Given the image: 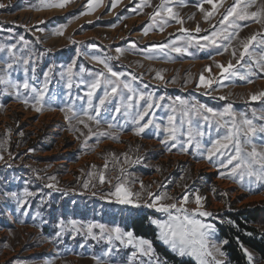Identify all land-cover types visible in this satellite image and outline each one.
I'll return each instance as SVG.
<instances>
[{
    "label": "rangeland",
    "instance_id": "1",
    "mask_svg": "<svg viewBox=\"0 0 264 264\" xmlns=\"http://www.w3.org/2000/svg\"><path fill=\"white\" fill-rule=\"evenodd\" d=\"M123 1L112 8L114 0H103L91 14L74 18L86 10L88 0H73L64 9L43 11L36 10L40 0H0V3L6 5L0 8V45H15L17 58L32 57L27 78L35 87H42L44 74L51 68L45 99L55 109L37 113L23 103L24 97L31 96L23 89L20 90L21 98H17L16 89L4 83V80L23 82L26 78L24 66L17 59L13 69L7 70L6 64L10 57L6 51L0 52V60L3 61L2 64L0 62V105L3 106L0 107V155L4 157L0 160V264H96L93 257L100 258L105 264H124L133 249L114 242L116 247L111 255L106 256L105 252L111 245L106 240L87 237V225L103 224L109 228L118 226L125 231H132L131 221L143 214L151 217L149 223L155 228L157 241L163 247L179 260L198 264L192 257L178 256L159 239V229L152 221L167 219L165 213L157 212L154 208L137 209L121 205L115 202V197L108 196L120 182L133 193H140L142 204L148 201L149 192L167 193L172 199L162 203L170 204L177 203L185 193L198 190L199 195L205 198L201 210L211 212L213 216L197 218L215 225L213 242L218 244L223 241L218 225L227 223L222 217L225 213L264 203V182L250 185V180L255 181V177H241L239 173L235 179L221 178L220 172L231 169V165L228 168L220 167L222 160L226 163L227 156L218 159L217 153L212 161L206 158V150L227 131L221 127L213 135L209 134L210 128L218 127L214 120L205 122L194 114V110L190 112L185 119L192 121L193 146L186 152L180 151L181 147H186L188 125L180 127L182 106L179 104V100H184L190 108L205 105L216 112H222L230 104L238 123L247 117L257 127L264 125V119L261 118L264 117V99L252 101L250 98L251 95L264 91V71L255 64L260 59L259 48L251 59L245 56V61L252 64L255 73L251 78L252 83L233 78L231 81H224L219 87L216 83L211 87L199 86L202 73L206 79L218 80L220 69L216 64H235L236 58L231 55L232 50H242L241 42L254 33H264V26L258 23L251 25L253 21H238L242 25L239 36L232 41L226 53L215 46L204 49L192 46L188 49L191 55H180L169 52L168 49H165L168 53L165 55L152 50L153 46L172 41L183 46L185 42L181 38L186 34L180 31L181 27L187 28L198 39L209 35L213 31L212 25H216V30H219L222 14L234 0H225L218 13L207 22L196 7L199 0H184L186 6L174 9L183 19V25L169 21L172 26L165 27L162 32L159 25L151 26L147 35L144 30L149 28L151 14L160 0H151L152 6L142 10L139 7L140 0ZM258 3H264V0H258ZM134 7L136 11H132ZM204 7L211 10L209 4ZM130 15L136 18L129 19ZM143 17H147L146 22L143 21L141 23L144 25L138 26L137 23ZM60 25H67L64 34L55 35L54 31ZM197 25L202 29L200 33L195 32ZM24 41L28 42L27 46ZM201 43L206 42L201 40ZM133 44L135 48L132 47ZM117 48L123 52H117ZM93 56L102 59L112 57L108 63L114 71L124 74L121 79L131 82L138 91L153 96L154 106L144 117V121L152 120V125L141 135L137 136L134 132L137 127L134 115L146 106L145 101H133L134 107L128 109L129 114L125 115L126 109L121 106L119 97H110L101 109L99 125L94 121H87L83 116L87 109L86 85L94 79L89 73L106 71L102 64L92 59ZM73 61V86L69 89L66 67ZM33 66L34 72L31 70ZM209 66L211 73L205 71ZM241 70L247 71V68ZM158 72L163 75V80L155 78ZM133 76L136 77L135 80H132ZM103 91L102 83L93 97L94 105L98 104L97 98L103 95ZM124 95H128L126 91ZM222 96L226 99H220ZM160 97L164 99L160 100ZM69 103L94 133H110L115 139L93 135L87 140L88 147H84L88 128L75 119L69 122L61 111ZM116 107H120V113L115 112ZM172 109H176L175 113ZM173 114L179 131L177 141L169 143H177V147L168 151L161 141L168 135L167 117ZM109 124L113 126L110 128ZM197 131L204 135L197 136ZM212 138V142L204 141H211ZM243 139L245 138L242 137ZM196 141L201 145L199 150L195 148ZM252 142L258 150H264V133L257 132ZM231 150L230 145L228 151ZM247 150H250V146L245 148ZM105 164L108 165L107 169ZM91 173L95 175H90ZM101 174L105 177L103 184L99 182ZM49 183L56 184L60 191L46 187ZM85 183H88L87 189L83 187ZM249 186L253 189L251 193L247 190ZM25 189L33 195L26 197L28 203L25 208H18L16 199L11 194L23 197ZM10 201L14 202V206L10 205ZM51 201L60 202V206L56 204L54 210L52 207H45ZM189 201L186 207L190 211L196 209L194 195L189 196ZM23 211L28 215V227L17 228L13 223L8 224L9 218L15 217V212L21 214ZM173 214H177L175 210ZM73 220L77 221L79 232L71 230L70 222ZM61 221L65 231L57 236L61 230ZM47 227L48 232H45ZM260 229L264 230V225ZM94 232L99 234V229H94ZM225 245L220 244L221 250L226 253L220 259L225 264H231L224 250ZM153 248L155 249L154 245ZM248 251L253 254L254 264H264L256 252ZM155 253L165 264H174L157 253L156 249ZM143 259L147 260L146 257ZM247 263L249 264L248 260ZM134 264H139V258Z\"/></svg>",
    "mask_w": 264,
    "mask_h": 264
},
{
    "label": "snow or ice",
    "instance_id": "2",
    "mask_svg": "<svg viewBox=\"0 0 264 264\" xmlns=\"http://www.w3.org/2000/svg\"><path fill=\"white\" fill-rule=\"evenodd\" d=\"M73 0H40V4L37 7V11L51 10V9H64L70 5ZM103 0H88L87 5H85V11L80 12L76 17L78 18L81 15H89L95 11L97 7L102 4ZM121 0H114L111 5L112 8L116 7ZM225 0H199L196 4L198 10L203 14L204 20L207 22L209 18L213 17L218 13L219 8L223 6ZM211 5V10L205 9L204 5ZM6 5L0 3V8H4ZM151 0H140L139 7L142 10L144 7H151ZM180 6H186L184 0H160V3L155 7V10L151 14L152 25H159V30L162 32L165 27L168 26L169 21H175L178 24L183 25L184 21L180 17L178 11L174 9ZM250 9H255L251 10ZM134 7L132 11H136ZM238 21H253L255 23L261 24L264 26V3H258V0H234L233 4L224 10L222 14V19L220 21L219 30H216L217 26L212 25L213 31L209 35H205L202 38H196L192 36L187 28L181 27L180 31L186 35L181 39L184 40L183 46H178L177 41H172L171 43H165L160 45H154L152 50H158L165 55L168 53L165 52V49H168L169 52H175L180 55H191L188 49L192 46H196L200 49L207 48L209 46H215L217 49H221L223 53L228 52L229 47L232 45V41L237 39L239 36V29L242 27ZM67 25L58 26L54 34L63 35ZM226 26V27H225ZM149 28L144 30V34L147 35ZM231 29V30H230ZM202 29L197 25L195 28L196 33H200ZM258 37H260L258 39ZM23 40V37L20 38ZM201 40L206 43H201ZM75 43V41H73ZM227 42V43H225ZM27 41H24L25 46H27ZM255 45V47H254ZM135 48V44L132 45ZM240 48L242 50L233 49L231 55L236 58V63L228 62L225 64H216V67L220 69L219 79L213 80L211 78L206 79L203 73L199 78V86L211 87L213 83H216L217 86H222L224 81H231L233 78H238L247 83H252V77L255 75L253 72L252 64H249L245 61V56H248L250 59L255 55L256 49L261 50L260 59L255 61V64L260 68L261 71H264V33H254L251 36L247 37L241 42ZM251 49V51H250ZM7 52V55L10 57V60L6 64V69H13V64L17 62V59L22 61L25 72V79L23 82L11 81L10 79H5L4 83L10 84V86L16 89L17 98H21L20 90L23 89L25 92L30 93V98L24 97L23 103L30 106L37 113H43L46 110H55L51 108L48 101L45 97L48 92V84L50 82V74L52 72L51 68L44 74V80L42 87H35L29 83L27 78L28 66L32 61L31 56L19 57L17 58L15 45L5 46L0 45V52ZM117 52H123L122 49L117 48ZM118 58V57H117ZM93 60L97 63L103 65V69L106 71H100L96 73H89L94 76V79L88 83L86 86L88 91L85 93L87 97L86 104L87 109L83 112V116L86 117L87 121H94L97 125L100 124L101 109L105 105L106 101H109L110 97H119L121 106L125 107V115H128V109L134 107L133 101L140 100L145 101L146 106L141 108L134 115V123L137 127L134 129V132L137 136L144 133L145 129L152 125V120L144 121V117L149 114V111L153 108V96L151 94H145L143 91H138L133 87L132 83L126 80L121 79L124 75L123 73L116 72L112 69L108 63L112 57L107 59H102L99 56H93ZM243 62V63H242ZM239 65V67H238ZM247 68V71H242L241 69ZM75 68V61L69 64L66 67L67 75V87L72 88V77L74 75L73 69ZM35 71L33 66L31 69ZM83 71V69H81ZM205 71L211 73L212 69L209 66ZM10 75V73H8ZM62 74V78H63ZM156 79L163 80L164 77L159 72L157 73ZM136 77H132V80H135ZM175 82V81H173ZM104 85L103 95L98 99V104L94 105L93 97L97 89L101 88V85ZM147 87V86H145ZM125 91L127 96L124 95ZM251 100L256 101L264 99V91L259 94L251 95ZM163 100V97L159 98ZM220 99H226V97H220ZM179 104L182 106L181 111V122L180 127L182 128L184 124L188 125V139L186 141V147H181L180 151H187L188 148L193 146L194 136L192 133V121L191 119H185L189 117L190 112L194 110L195 115H199L203 121L211 122L215 121L217 124V130L223 127L227 131L225 134L216 139L212 146L206 150V158L209 161L213 160V156L219 153L218 159H221L227 156L226 163L221 162V168H228L231 165V169L228 172H220L221 178L235 179L236 174L242 177L247 175L248 177H255V181L250 180V185L254 182H264V150H258L256 144L252 142L253 137L259 133H264V125L257 127L253 123L252 119L244 117L239 123L236 120V116L232 111V106L229 104L224 108L222 112H216L212 108L205 105L189 107L188 103L184 100H179ZM0 107H3L0 105ZM120 107L115 108L116 113H120ZM61 111L65 113V118L71 122L75 119L78 123L83 124L88 128V136L84 141V147H88L87 140L93 135L100 136H109L110 133H94L88 123L84 119H81V114L76 111L71 103L65 108H62ZM175 113L176 109H172ZM210 114V115H209ZM255 114V113H253ZM228 117V120L224 118ZM264 119V117H261ZM168 127L166 131L168 133L167 137L164 138L161 142L164 143L168 151H171L172 148L177 147V143H169L170 141H177V132L179 129L176 126V116L169 115L167 117ZM141 121H144L141 123ZM112 124H109L108 127H112ZM159 127V125H157ZM79 131V129H77ZM183 134V133H181ZM22 135V133H21ZM83 135V133H81ZM197 136H203L204 133L197 131ZM242 137L245 138L242 140ZM115 139V137H111ZM231 145L232 150L228 151L229 146ZM250 146V150L245 151V148ZM201 147L199 141H196L195 148L199 150ZM224 150V151H222ZM4 157L0 155V160H3ZM107 164L104 165L107 169ZM94 167V166H93ZM90 175H95L91 173ZM55 180V177L51 178ZM99 182L103 184L105 182V177L101 174L99 176ZM48 188H52L56 191L60 189L54 183H49L46 185ZM85 189L88 188V183L83 185ZM144 185L141 183V188ZM251 193L253 189L251 186L247 188ZM95 194V193H93ZM17 202L18 208H23L28 200L26 197L33 195L32 192H29L25 189L23 197L18 196L16 193L11 194ZM194 195V202L197 205V208L194 210H189L186 205L190 202L189 196ZM109 197H115V202L121 205H128L133 208H154L157 212L165 213L167 219L153 220L152 223L156 225L159 229V239L169 248L175 252L180 257H192L198 264H225L223 259L220 257H225L226 253L221 250L220 244H227V240H223L218 243L213 242V237L216 232V227L212 223H207L202 219L197 217H211L213 214L211 212L203 211L202 201L204 197L199 195L198 190H195L194 193H185L177 203H162V201L172 199L168 196L167 193H148V201L141 203L140 193H133L129 188L125 187L123 182L118 183L115 186V190L108 193ZM150 201V202H149ZM173 210L177 213L173 214ZM27 215V213H23ZM37 216L39 213L36 214ZM72 225L73 231L79 232L80 229L76 227L77 221L73 220L70 222ZM61 230L57 233V236H60L65 231L63 221H61ZM99 229V234L94 232V229ZM251 235V233H248ZM86 236L91 237L93 240H106L111 247H109L105 255H111L115 246L114 242H119V244L130 247L133 249L128 259L124 264H134L139 258V264H165L164 261L155 253L152 242L148 239L137 237L132 231H125L120 227H107L103 224H94L89 223L87 225ZM249 264H254V257L251 252L246 248L243 249ZM146 257L147 260L143 258ZM96 260V264H105L103 260L97 257H93ZM114 264H119V262H114Z\"/></svg>",
    "mask_w": 264,
    "mask_h": 264
},
{
    "label": "trees",
    "instance_id": "3",
    "mask_svg": "<svg viewBox=\"0 0 264 264\" xmlns=\"http://www.w3.org/2000/svg\"><path fill=\"white\" fill-rule=\"evenodd\" d=\"M219 130L210 128L209 134L213 135L214 131ZM213 138L211 141L203 140L205 142H212L214 141ZM56 204H58V207L60 206V202L55 203V201H51L46 203L45 207H52L54 210L57 206ZM23 208H25V206ZM23 213H21L22 217ZM26 217H28V215H26ZM26 217H23L24 220ZM222 217H224L223 220L227 223L218 225V231L220 238L228 241L224 250L228 254L230 263L248 264L243 251L245 248L256 252L260 259L264 261V230L260 229L264 225V203H259L256 206H247L233 213H225ZM150 218V216L143 214L131 221L130 228L134 235L150 239L153 242L156 252L161 254L168 261H173L174 264H194L187 260H179L157 241L156 230L149 223ZM45 232H48V227ZM248 233H251V235H248Z\"/></svg>",
    "mask_w": 264,
    "mask_h": 264
},
{
    "label": "crops",
    "instance_id": "4",
    "mask_svg": "<svg viewBox=\"0 0 264 264\" xmlns=\"http://www.w3.org/2000/svg\"><path fill=\"white\" fill-rule=\"evenodd\" d=\"M127 1H129V0H124L123 2H127ZM122 2V3H123ZM134 18H136V16H134L133 15V17L130 15L129 16V19H134ZM146 20H147V17H143V18H141L140 19V21L137 23V25L139 26L140 24L141 25H144L143 23H141V22H143V21H145L146 22ZM253 24H256V23H252L251 25H253ZM220 25V24H219ZM149 26H155V25H152V22H149L148 23V27ZM172 25H170V24H168V28H170ZM226 27V26H225ZM154 31H157V30H153V32ZM133 54H135L134 52H132ZM147 60L148 59H150V58H146ZM156 61H164V60H156ZM0 62H1V60H0ZM3 63V61L1 62V64ZM10 205L11 206H14V202H12V201H10ZM15 217L14 216H12L11 218H9V222L8 221H6V222H8V224L10 223H13V224H15L16 226H17V228H20V227H28V224L26 223V221H28L27 220V218L28 217H26L25 218V220L23 219V217L21 216V214L20 213H18V212H15ZM23 215V214H22ZM23 221V222H22ZM0 225H1V223H0Z\"/></svg>",
    "mask_w": 264,
    "mask_h": 264
}]
</instances>
